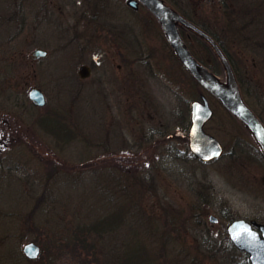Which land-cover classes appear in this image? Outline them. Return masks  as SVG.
Segmentation results:
<instances>
[{
    "label": "rangeland",
    "instance_id": "rangeland-1",
    "mask_svg": "<svg viewBox=\"0 0 264 264\" xmlns=\"http://www.w3.org/2000/svg\"><path fill=\"white\" fill-rule=\"evenodd\" d=\"M71 1L44 17L43 0H0V264H249L226 228L264 224V157L250 133L178 61L134 66L135 93L108 82L99 61L78 79L77 50L61 36ZM176 1L220 40L264 123V0ZM188 41L223 80L213 50ZM36 48L47 53L32 58ZM32 86L43 107L29 101ZM200 93L214 110L204 129L224 148L210 161L187 146ZM106 216L111 231L90 229Z\"/></svg>",
    "mask_w": 264,
    "mask_h": 264
},
{
    "label": "flooded vegetation",
    "instance_id": "flooded-vegetation-1",
    "mask_svg": "<svg viewBox=\"0 0 264 264\" xmlns=\"http://www.w3.org/2000/svg\"><path fill=\"white\" fill-rule=\"evenodd\" d=\"M43 1L44 17L55 11L66 12L62 8V0ZM162 1L190 19L186 3L179 2L184 10L178 6L176 0ZM65 5L73 6V25L68 20V25L61 23L65 27L64 36L62 32L61 36L66 45L74 43L73 52L77 50L75 59L81 62L78 79L87 77L92 65L99 61L109 68L105 70L109 74L108 82L116 84L119 81L118 84L124 86L128 94L129 89L134 92V85L129 86L135 77L131 76L134 66L177 61V55L159 21L141 0H73ZM59 16L61 15L57 13L56 17ZM177 28L186 46L195 56L188 41V36L194 33L180 23H177ZM42 92L45 96L43 90ZM43 106L44 104L41 107ZM45 116L44 113L41 114V124H44Z\"/></svg>",
    "mask_w": 264,
    "mask_h": 264
},
{
    "label": "water",
    "instance_id": "water-1",
    "mask_svg": "<svg viewBox=\"0 0 264 264\" xmlns=\"http://www.w3.org/2000/svg\"><path fill=\"white\" fill-rule=\"evenodd\" d=\"M141 1L158 19L168 41L184 67L203 88L221 102L225 109L244 123L264 155V125L244 102L232 67L220 46L208 33L184 18L176 10L164 4L162 0ZM176 22H180L192 29L212 46L224 67L225 81H221L213 72L192 56L179 34ZM44 54L45 51L43 49H35L32 52L34 57L44 56ZM28 97L36 105H42L45 101L42 91L37 87L30 88ZM211 115L212 109L204 95H201V100H193L191 102L187 145L192 154L202 161L216 159L223 152L220 141L203 130L204 123ZM210 220L215 221L216 218L210 215ZM227 233L238 249L248 253L251 264H264L263 224L258 225L256 229L252 227L251 222L243 218H237L228 224ZM23 250L28 257L37 255V246L33 242L25 244Z\"/></svg>",
    "mask_w": 264,
    "mask_h": 264
},
{
    "label": "trees",
    "instance_id": "trees-1",
    "mask_svg": "<svg viewBox=\"0 0 264 264\" xmlns=\"http://www.w3.org/2000/svg\"><path fill=\"white\" fill-rule=\"evenodd\" d=\"M189 18L191 19V17L189 16ZM192 21H194L197 25H199L201 28H203L205 31H207L209 34H211L212 35V37L219 43V45L223 48V45H222V43L220 42V40L210 31V30H208V28L204 25V24H202V23H199V22H197V21H195V20H193V19H191ZM224 49V48H223ZM225 51V50H224ZM226 52V51H225ZM227 56H228V58H229V60H230V62H231V64H232V67H233V69H234V71H235V74H236V76H237V73H236V70H235V66H234V63L231 61V59H230V57H229V55L227 54ZM199 60L201 61V62H203L207 67H209L210 69H212L214 72H216L215 71V69H214V67H213V65L210 63V62H208V61H206L205 59H200L199 58ZM237 79H238V77H237ZM239 81V80H238ZM196 83V82H195ZM58 125V127L57 128H52V129H56V131H58V130H60V128H62V129H65V128H67V126L69 127V125H67V124H65V126H59V124H57ZM61 134H63V133H61ZM111 214V213H110ZM110 214H107V216H109ZM105 217L101 222H99L98 221V223H95V224H93L92 226H90V229H96V230H98V229H102V230H105V229H107L108 231H111L112 229H113V226H111L110 225V218L109 217ZM113 220H115V221H121L119 218H117V217H114L113 218ZM118 224V223H117ZM97 225H99V226H97ZM92 227V228H91ZM115 229V228H114ZM85 229H80V231L78 232V234H76V240H75V243H77L78 242V244H79V239H80V236L83 234V231H84ZM107 231V232H108ZM82 240H84V239H82ZM148 262L149 261H145V264H148ZM127 264H136V262L134 261V260H132V259H129L128 260V263Z\"/></svg>",
    "mask_w": 264,
    "mask_h": 264
}]
</instances>
